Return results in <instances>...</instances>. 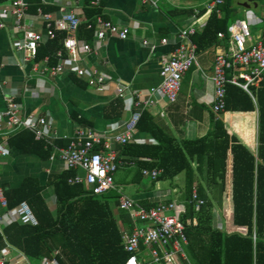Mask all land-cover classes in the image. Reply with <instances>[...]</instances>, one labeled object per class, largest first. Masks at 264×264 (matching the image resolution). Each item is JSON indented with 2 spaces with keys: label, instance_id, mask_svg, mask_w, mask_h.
<instances>
[{
  "label": "crops",
  "instance_id": "0c3cea01",
  "mask_svg": "<svg viewBox=\"0 0 264 264\" xmlns=\"http://www.w3.org/2000/svg\"><path fill=\"white\" fill-rule=\"evenodd\" d=\"M26 1L28 9L24 18L25 23L32 30L43 32V22L36 13L37 8L56 17L59 6L57 0ZM60 1L64 3L69 0ZM206 1L208 0H157L155 4H152L149 0L145 3L142 0H101V16L127 29L126 39L109 37L96 44L94 43V32L90 41L80 38L85 39L92 50L88 53L80 52V60L77 65L87 70L95 69L108 78L102 92L88 86L85 78L78 77L74 73L64 72L50 75L46 72H36L32 61L22 63L21 54L15 50L20 32L12 31L11 24L8 23V27L0 30V63L2 64L0 69V125L3 126L5 98L12 96L14 101L21 105L22 112L47 117L51 124V131L56 135L52 143L59 147L67 145L79 126L90 127L97 132L118 131L132 111L141 113L143 110L148 111L154 122L163 126L177 140H193L204 136L210 129L211 115L214 114L211 110L214 99V88L211 82L214 55L228 46L225 32L218 31L224 33L223 38L217 37L209 45L197 50V66H192L183 75L181 87L174 102L159 99L149 106L142 103L149 98L150 88L156 87L160 83L159 68L175 48L179 30L184 28L193 9L200 10ZM8 2L9 0H0V5H6ZM235 3L242 7L243 17H233L234 14H238L239 9L237 12L234 5L229 7L226 18L227 28L240 20L246 21L250 27L256 19L261 27L257 34L254 35L251 32V35L254 39L264 35L262 26L264 5L260 15H256L251 9L256 7L257 3L245 4L238 1ZM223 4L224 1L218 7L219 14L215 13L220 19L226 13L225 8H222ZM250 5H252L251 9ZM87 6L84 4V0H81L76 7L71 6L77 11L81 21L85 20ZM199 14H203L201 20L204 24L198 31L204 27L211 13L200 11ZM163 38H166L168 42L161 43ZM142 41L147 43L143 44ZM200 41L203 42V40ZM41 61H36L38 62L37 67L42 66ZM63 63L65 66L69 65L66 60ZM117 82L126 87L121 97L117 96L114 91ZM250 90L251 92L247 94L252 100L253 110L223 111L215 116L223 117L229 135L236 137L239 142L246 145L255 156L256 162L264 164V77L259 83L252 85ZM132 99H138L139 105H131L130 100ZM10 136L11 133L5 136L7 154L0 158V191L2 192L3 186L6 188L18 187L26 177L36 178L42 186L40 195L54 215L55 193L51 180L69 170L73 171L72 176L82 174V171L66 168L56 156L51 159V149L47 156H44L42 151L39 153L25 152L8 142ZM130 141L154 142L148 132H141L137 129ZM118 145L120 144L117 142H111L116 156H124L129 163L117 168L113 175L114 187H117V191L115 192L113 189L112 191L117 196L108 202L113 212H117V197L120 194L132 198L142 206L152 207L160 200L175 199L186 207L184 172L177 174L172 179L150 180L147 186H141L138 183L142 176L141 170L153 168H140L138 171L137 161H150V159L126 154L119 155ZM42 149H46L45 144ZM231 161L232 154L229 143L226 149L225 187L220 184L205 186L202 181H198L200 173L196 170L197 163L192 162L194 186L201 182L203 193L206 194V197L209 195L213 200L209 199L213 212L212 225L214 228L225 231L240 229L232 223L230 199L229 196H225L226 193L230 194L232 183ZM119 169H124V171L118 173ZM133 169H136L138 173H134ZM83 185L87 189V186ZM88 193L91 194L89 191ZM212 202L218 206L222 218ZM4 211L5 209L0 204V215ZM192 223L196 224L195 218L192 219ZM131 224L132 229L134 223L131 221ZM6 226L8 225L1 224L0 231ZM121 228L122 233L127 232L124 225H121ZM187 244L184 248L186 258H178L181 264H193L189 258ZM7 246H9L10 264L27 263L23 252L12 245L5 244L0 249ZM56 253L57 251L53 254ZM47 259H54L53 264H58L54 257ZM142 259L143 264H152L146 252ZM42 260L34 261V264H42Z\"/></svg>",
  "mask_w": 264,
  "mask_h": 264
},
{
  "label": "trees",
  "instance_id": "16d2710c",
  "mask_svg": "<svg viewBox=\"0 0 264 264\" xmlns=\"http://www.w3.org/2000/svg\"><path fill=\"white\" fill-rule=\"evenodd\" d=\"M85 9V20L76 30L78 38L90 41L94 30L87 28L93 23L100 9L89 6ZM227 3V4H226ZM228 0L222 8L225 16L220 19L212 12L204 27L196 32L192 40L201 50L217 38L218 31L228 35L226 18L229 10ZM264 29V18H263ZM64 32H57L55 38L46 40L36 49L35 61L48 57V64H55V52L61 46ZM200 40H203L201 42ZM253 103L242 88L227 84L224 111H251ZM136 129L148 132L153 143L129 141L117 146L118 154L148 158L138 160L140 168H158L161 173L157 180L172 179L177 174L185 173L186 211L181 221L188 239L187 251L193 264H264V164L256 162L252 151L229 135L223 117L211 115L209 131L193 140H177L163 126L154 122L150 113L143 110L136 123ZM259 137V141H260ZM229 141V142H228ZM9 143L25 152L42 151L44 156L50 151L42 140H35L28 130L11 133ZM228 142V144H227ZM230 143L232 161V183L229 196L232 223L240 229L225 231L214 228L213 212L210 201L203 193L201 182L194 186L192 162L205 186L220 184L225 187L226 149ZM73 171H66L54 177L51 184L55 193V213L46 205L40 195L42 186L33 177L24 178L16 188L3 186L2 194L7 208H13L21 201H26L37 219V225L11 223L0 231V248L10 244L19 249L27 258V263L34 264L43 258L54 257L58 264H123L127 253L122 247V228L129 232L132 224L128 214L116 209L113 212L109 201L116 198L112 190L101 195L89 194L83 184H69L67 179ZM204 199L199 210L195 211L191 191ZM116 204V202L114 201ZM149 208L151 206H144ZM195 218L196 224L192 223ZM57 251L56 254H53ZM36 264V263H35Z\"/></svg>",
  "mask_w": 264,
  "mask_h": 264
},
{
  "label": "built area",
  "instance_id": "2783aa9c",
  "mask_svg": "<svg viewBox=\"0 0 264 264\" xmlns=\"http://www.w3.org/2000/svg\"><path fill=\"white\" fill-rule=\"evenodd\" d=\"M81 0L61 2L57 0L58 16L37 8V15L43 22L44 31L36 32L25 23L24 18L28 9L26 0H9L8 4L0 5V30L8 27L12 31L20 32L15 50L21 54V62H33L36 72H46L50 75L58 73H74L85 78L88 86L98 92L104 90L107 77L95 69H85L78 66L79 53H88L92 47L85 39L76 36V30L81 19L73 9ZM148 0H142L143 3ZM155 4L157 0H149ZM224 0H208L200 10L193 9L184 28L177 34L176 46L159 68L160 83L150 88L147 99L143 105H151L159 99L174 102L181 87L183 75L192 67L197 66V46L192 41V36L203 26L200 11L219 14V6ZM101 0H90L92 8L101 7ZM87 28L94 30V43L98 44L103 39L117 37L127 38V29L96 14L93 23ZM228 46L214 55L211 82L214 88V99L211 110L219 115L225 109L226 85L232 84L250 93V87L259 83L264 77V35L254 39L246 21H237L227 28ZM57 32H64L61 47L56 50L55 64H48L45 56L40 67L35 61L37 47L48 39H53ZM217 37L223 38L224 33L218 32ZM163 38L161 43H167ZM146 44V41H142ZM68 61L65 66L63 61ZM2 64L0 63V69ZM236 71V72H234ZM126 87L120 82L115 83L114 91L119 97L123 96ZM139 97V95H137ZM6 108L3 112V126L0 125V158L6 156L5 136L18 130H28L34 139L42 140L45 146L52 150L50 158L54 156L66 168L79 169L82 174H75L67 179L69 184H85L88 191L94 195H101L114 189L113 175L117 168L128 164L124 156H116L111 142L125 144L129 142L136 129L140 117L139 111H132L129 118L124 121L120 130L97 132L90 127L79 126L66 146L59 147L52 143L56 137L51 131V124L47 117L34 113L22 112L21 105L14 101L12 96L6 98ZM130 104L138 106V99L130 100ZM161 169H142V176L156 180ZM189 203L193 204L195 211L199 210L204 200L197 195L196 189L191 192ZM0 204L5 211L0 215L1 224L9 225H37V219L26 201L19 202L11 209L6 207V201L0 191ZM117 208L128 214L134 223L129 232L122 233V247L127 253L123 264H143L142 258L146 252L152 264H181L178 258L185 259V246L187 237L184 224L181 221L186 211L183 203L175 199H163L156 205L145 208L132 198L120 194L117 197ZM142 254V255H141ZM9 246L0 249V264H10ZM54 259L43 258L42 264H53Z\"/></svg>",
  "mask_w": 264,
  "mask_h": 264
},
{
  "label": "rangeland",
  "instance_id": "374dc122",
  "mask_svg": "<svg viewBox=\"0 0 264 264\" xmlns=\"http://www.w3.org/2000/svg\"><path fill=\"white\" fill-rule=\"evenodd\" d=\"M236 1H238V2H241V3H249V2H253V3H257V6L256 7H253V9H251L252 8V5H250V9H251V11L252 12H254L256 15H260V13H261V11H262V9H263V5H264V0H228V4H229V6L230 7H233V5H234V7H235V9L237 10V12H238V9H239V12H238V14H234V16L233 17H243V15H242V7L241 6H239V5H237L235 2ZM258 17V16H257ZM251 27V30H250V33L252 32L254 35L255 34H257L258 32H259V29H260V27H261V25H260V23L258 22V21H256V19H255V21H254V23L252 24V26H250ZM250 27H249V29H250ZM122 168H124V167H122ZM124 171V169H119L118 170V173H122ZM133 171H134V173H138L137 172V170L136 169H133ZM151 179H149V178H146V177H144V176H141L140 177V180L138 181V183L141 185V186H147L148 185V183H149V181H150ZM115 192L117 191V187H115L114 189H113ZM126 191V190H125ZM206 198H208L207 200L208 201H213L212 200V198L209 196V195H207V197ZM210 199V200H209ZM204 200V199H203ZM205 201V200H204ZM213 203V205H214V207H215V209H218V214L221 216V218H222V214H221V211L219 210V208H218V206L214 203V202H212Z\"/></svg>",
  "mask_w": 264,
  "mask_h": 264
}]
</instances>
